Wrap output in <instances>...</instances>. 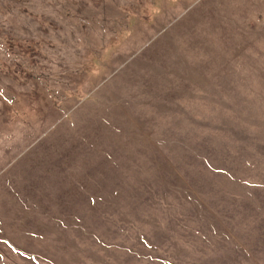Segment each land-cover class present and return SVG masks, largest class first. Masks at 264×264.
Listing matches in <instances>:
<instances>
[{
	"label": "rangeland",
	"instance_id": "374dc122",
	"mask_svg": "<svg viewBox=\"0 0 264 264\" xmlns=\"http://www.w3.org/2000/svg\"><path fill=\"white\" fill-rule=\"evenodd\" d=\"M0 264H264V0H0Z\"/></svg>",
	"mask_w": 264,
	"mask_h": 264
}]
</instances>
